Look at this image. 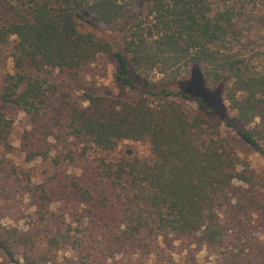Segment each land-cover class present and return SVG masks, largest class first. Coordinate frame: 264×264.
I'll list each match as a JSON object with an SVG mask.
<instances>
[{"label": "trees", "instance_id": "trees-1", "mask_svg": "<svg viewBox=\"0 0 264 264\" xmlns=\"http://www.w3.org/2000/svg\"><path fill=\"white\" fill-rule=\"evenodd\" d=\"M13 1L0 0V47L11 44L13 59L0 81V147L14 149L15 109L45 131L27 133L29 161L49 157L50 136L84 148L62 157H82L74 172L27 179L35 225L0 229L5 258L55 264L49 255L69 248L82 264L142 262L193 239L218 252L240 228L239 207L256 203L255 175L236 142L264 157V0H144L129 17L137 0ZM121 21L117 36L98 28ZM103 55L115 63L118 93L63 100L56 116L46 74L77 72ZM123 140L147 141L151 157L86 158V145L108 152ZM55 204L71 207L73 220Z\"/></svg>", "mask_w": 264, "mask_h": 264}, {"label": "rangeland", "instance_id": "rangeland-1", "mask_svg": "<svg viewBox=\"0 0 264 264\" xmlns=\"http://www.w3.org/2000/svg\"><path fill=\"white\" fill-rule=\"evenodd\" d=\"M14 2L13 0H10ZM144 0H137L136 6L129 10L128 17L138 13V6ZM122 21L116 25H99L100 31L117 36V31L122 27ZM13 70V59L11 57V44L0 47V81ZM115 63L108 55L98 57L94 62L80 71H59L54 70L46 74L55 91L50 94L52 110L58 117L63 116L62 101L70 100L82 104L85 94L96 92L99 94L116 95L118 90L113 78ZM182 108L187 111H195L196 104L185 100H178ZM14 120V130L11 136L13 151L8 153L0 147V229L18 228L26 231L35 225L34 212L35 205L27 193L26 184L30 177L33 182L46 179L55 171H67L72 173L76 166H82L79 157L75 163L70 160H62V157L69 149L79 152L84 147L78 140H67V145L56 143L53 136H50L49 143L51 150L49 157H37L29 161L22 151L24 143L28 140V132L33 131L37 139L45 135V131L37 133V127L25 113L19 110L11 112ZM39 127V126H38ZM229 131L224 129V134ZM87 146L88 157L105 158L107 161H117L121 158L139 157L150 158L151 148L147 141L123 140L114 151H102L95 147ZM264 147V146H263ZM236 149L241 160L246 164L248 170L255 175L256 179V203L249 209L240 208L237 212V219L240 228H233L229 231L224 245L218 252L211 250L198 243L197 240L181 241L171 246L162 247L153 251L148 259L142 262H133L130 259L121 260L117 258L116 264H217V262H242V264H264V157L258 154L252 147L243 143L236 142ZM61 157V158H58ZM16 171L15 177L12 172ZM17 178L20 179L17 181ZM54 211L69 212V217L73 220L74 214L71 207L61 204L52 206ZM223 219L230 224L234 216L228 210L222 208ZM61 214V213H60ZM234 225V224H233ZM36 230V229H34ZM162 246V245H161ZM159 252L158 255L155 253ZM235 261H230V255H236ZM50 260L55 264H82L77 254L68 249H60L49 255ZM88 263V262H87ZM110 263V262H109ZM0 264H12L0 250ZM86 264V262H83Z\"/></svg>", "mask_w": 264, "mask_h": 264}]
</instances>
